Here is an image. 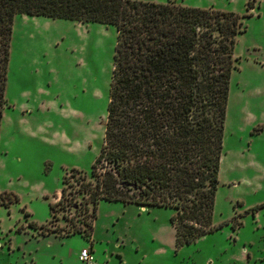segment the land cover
Instances as JSON below:
<instances>
[{"label":"rangeland","instance_id":"rangeland-1","mask_svg":"<svg viewBox=\"0 0 264 264\" xmlns=\"http://www.w3.org/2000/svg\"><path fill=\"white\" fill-rule=\"evenodd\" d=\"M142 1L231 11L247 26L236 38L214 204L213 222L225 226L179 246L172 208L102 200L92 241L38 236L85 230L92 219L88 194L78 190L95 183L117 31L18 14L0 128V264H87L80 254L91 244L97 264H264V207L254 210L264 204V0ZM63 187L68 198L52 211ZM235 215L241 225L233 230Z\"/></svg>","mask_w":264,"mask_h":264},{"label":"trees","instance_id":"trees-1","mask_svg":"<svg viewBox=\"0 0 264 264\" xmlns=\"http://www.w3.org/2000/svg\"><path fill=\"white\" fill-rule=\"evenodd\" d=\"M18 14L102 23L117 31L104 144L91 169L95 183L84 181L78 190L83 199L88 194L92 219L85 230L51 233L90 239L102 200L172 208L179 246L225 226L215 225L213 215L236 38L247 29L243 17L174 2L0 0V128ZM61 193L50 203L52 211L68 198L66 187ZM237 219L233 230L241 225ZM37 225L29 224L38 231Z\"/></svg>","mask_w":264,"mask_h":264},{"label":"built area","instance_id":"built-area-1","mask_svg":"<svg viewBox=\"0 0 264 264\" xmlns=\"http://www.w3.org/2000/svg\"><path fill=\"white\" fill-rule=\"evenodd\" d=\"M94 254L92 248H84L81 251L80 259L85 261L87 264H97L96 259L94 258Z\"/></svg>","mask_w":264,"mask_h":264},{"label":"crops","instance_id":"crops-1","mask_svg":"<svg viewBox=\"0 0 264 264\" xmlns=\"http://www.w3.org/2000/svg\"><path fill=\"white\" fill-rule=\"evenodd\" d=\"M52 234V233H51ZM51 234H47V235H51ZM47 235H44V236H47ZM73 235H79V234H73ZM92 235H93V233H92ZM39 236V235H38ZM68 236H71V235H68ZM68 236H65V237H68ZM86 240H90V241H92V236H91V238L90 239H86ZM91 248H93V244H91ZM82 249H84V247L82 248ZM94 253V252H93Z\"/></svg>","mask_w":264,"mask_h":264}]
</instances>
